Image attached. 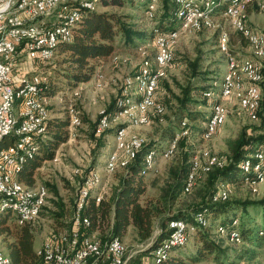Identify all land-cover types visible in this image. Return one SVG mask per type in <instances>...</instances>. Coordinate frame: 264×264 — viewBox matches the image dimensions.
<instances>
[{
  "label": "rangeland",
  "instance_id": "374dc122",
  "mask_svg": "<svg viewBox=\"0 0 264 264\" xmlns=\"http://www.w3.org/2000/svg\"><path fill=\"white\" fill-rule=\"evenodd\" d=\"M16 1L0 0V7L10 5L12 2L13 10L15 12ZM176 1L178 2L182 0H175V2ZM195 1L201 5L203 4L201 0V2L199 0ZM207 1L208 0H206V2ZM159 2V0H152L145 16L139 7L131 6L129 4H126L123 7H98V12H111L126 17V21L133 25L136 30L144 33L145 39L138 42V45L135 48L125 46L121 43L120 39H117V48L115 50L116 55L112 56L110 61L107 59L102 63L97 64L96 71L99 72L96 73L92 79L94 81V85L99 84L97 89H95L93 81L91 80L92 82H90V86L83 90L79 89V84L78 86L73 87L71 89L72 91L70 90L65 93H59L54 97L45 100V104L49 108L51 116L65 117V110L69 116V103L67 96L73 95V103L79 110L80 119L81 115H83L85 119L92 123L98 118V116L105 112L104 110L111 99L118 98L120 95L124 96L126 87V96L130 95L134 89L132 97H137V93L135 94V86L133 84L135 81L134 79L147 73L158 76L156 99L159 103H162L165 108V112L162 115L154 112L147 113L145 115L146 122L143 124L132 125L128 119L124 121L112 122L109 128L113 130L114 127L118 125H124L122 127H125V121H128L122 141L117 142L116 134L114 133L105 135V147L100 149L95 154L94 144L90 141L88 136L91 129H89L86 122L83 121L84 125L82 124L77 128L76 137L73 138L72 136L70 139L72 142L70 146L65 149L64 156L60 157V162L56 161L59 162L57 164L44 163L42 167L36 171V186L31 188H40L39 186L43 185L44 182L55 184L58 187L59 198L63 200L67 209V222L70 221L73 215L72 201H75L77 198L75 189L78 188V185L82 183L83 179L85 182L86 178L89 176H85L88 170H93V173L97 172L105 184V188L108 190V185H111V189L113 190L116 187L115 184L117 183V176L110 175L115 173L117 170L125 168L130 161H132L125 155L123 145L132 140L159 142L161 131L164 130L174 119V115L178 109L177 99L181 97V89L188 85V83L193 82L194 87H200L206 82V86H211L213 91L210 90L211 93L208 92L209 94H206L205 97L211 99L214 98V94L216 95L219 99V103L221 102L217 107L221 108L224 118V123L215 130H210L208 128V121L205 122L206 120L204 122H186L187 124L189 122L197 129V131L192 130V135H190L188 130V134L186 136L182 138L180 137L181 139L185 138L182 148H187L191 151V153L195 151L190 163L191 165L196 163V183L203 177L204 174L209 173L204 172L203 170H206V166L211 159H215V161L222 160L226 163L225 159L229 153V143L235 140L244 128L249 129L247 133L251 134L252 130L250 127L257 128L260 126V120L253 121L249 113L242 110L241 101L249 86L253 84L249 77L243 72V68L254 66L262 68L261 64L264 63V56L259 55L257 48L251 45L246 37L236 29L234 24L235 17L226 12V9L221 15L214 16L213 11L215 8L207 10L203 8V12L208 18H205L203 15L200 17L199 15L201 27L198 28L197 25L194 27L191 25L187 26L188 18L196 16L197 11H195L192 7H186L180 15L175 13L181 26L180 29L171 32H163L155 28L154 23L152 22L156 11L160 9ZM225 2L226 0H222L220 4ZM194 3L193 6L195 5ZM64 5L59 6L51 14V16L56 15V18L59 20V24L65 15H68L73 11L64 10ZM226 8H230L232 11H237V16L244 24L246 30L257 33L264 40V0H232L231 4L227 5ZM192 19L193 21H199L197 18ZM51 20L53 21V19ZM8 21L11 22V20ZM59 24L50 27V29L57 27ZM32 26H34L37 30L41 29L39 24H34ZM172 33H175L178 36L174 46V61L169 67L160 68L156 59L158 53L157 39L158 37H165ZM223 36L228 37L230 48L227 44H223ZM224 46L227 49V54L223 52L222 48ZM22 54L23 53L18 54V59L25 60V54L23 57ZM229 55L235 58V68L231 72L229 69ZM195 59H200L198 72L201 74H207L203 77L205 82L198 80L193 81L191 71L187 67V61L190 62ZM59 60L60 56L55 53L51 60L42 61V67H40V58L33 57L32 67H35V70L33 72L24 73L23 79L25 80H23L21 86L31 82L32 80L30 79L33 75L44 76L45 73L46 75H50V77L54 78L57 75L55 71L59 68ZM229 73L232 76V80L234 79V83L228 90V93L225 94L223 91V85L225 83L224 79ZM98 76L99 81L95 84V79H98ZM238 77H240V81L237 83ZM12 78L14 81H18V74L16 71H12ZM263 79L264 77L262 78V81ZM129 81L132 83L130 86L127 84ZM260 84L259 88L262 91V100L264 101V84ZM76 92H80V94L75 96ZM63 102H65L66 107H61L59 105H64ZM17 109L18 104L15 106V110ZM197 111L205 113L206 116L210 113L212 116L214 108L211 110H205L204 108L199 107ZM262 113L264 117V112ZM180 132H183L182 123L178 124L177 133L179 134L171 140L168 146L164 149V152L162 149L166 146V142L161 143L157 148L158 155L155 152H151L153 154L149 153L147 155V157L154 154L156 155L153 158V162H148V167L151 170V173L146 176L148 192L146 191L145 196L142 198L143 201L152 200L159 207V213L154 218V235L157 234L160 222L163 218L174 214L189 204L198 202V199H200L205 192V183H199L192 192L191 190L188 192H191L189 195L181 194L179 201L174 206H170L168 208L167 204L161 201V191L165 188L169 180L168 170L179 164L183 156V152H180L172 160L171 158L176 152L173 155L166 156L174 140L181 135ZM117 150H121L122 153H116ZM112 156L116 159L115 170L112 173H108L106 171V163ZM257 156L262 157L257 158ZM254 158L264 163V154H258ZM250 169L251 165H247L245 171H249ZM254 171L257 174V178L254 181H249L246 184L243 183L231 188H227L226 185H220L219 197L217 198L221 201H225L227 197L229 198L230 196L233 200L240 201H259L264 199V173L261 171V165L257 164L254 167ZM101 186L92 191V195L94 197L99 195L100 191L96 192L95 190L101 188ZM52 197L54 196L49 192L47 208H45L41 217H39V219L35 222L36 244L39 243L37 234H39L40 231L48 233L53 226L59 231L66 229V227H61L55 224L49 214V211H51L54 207L51 203ZM249 215L251 218H254L253 220L256 221V223H258L259 228H264L263 214L259 215L258 213H254L252 211ZM233 217L240 220L242 218V214L235 213ZM10 221L12 222L13 219L11 218ZM195 221L202 227H208V225L211 224V228L209 230V235H211L213 228L214 230L217 228L216 224L219 220L216 219L211 222L206 216L204 217V215L198 214L195 217ZM180 222L183 224L177 223V226H175V224L172 223L170 225V228L176 227L181 231L180 241L182 243L176 245V247L182 245L185 246L187 244L184 249H182V254H180L181 258L178 260L179 264H181V262L184 264H264V245H241L242 242L238 243V241H236V235H239L240 238L239 232L235 230H228L226 228H218L215 233L216 238L224 240L225 244L229 243L237 247H227L226 249L228 250V254L223 260H215L213 256H206L195 261L194 257L196 250L200 247V243L197 240L198 234H194L196 230H194L192 225H189L184 221ZM182 228L183 231L181 230ZM50 236L51 234L48 239ZM46 241H44L43 244ZM121 241L126 248L128 264L131 259L141 251L142 244L136 240L133 228H129L127 230L126 234L121 238ZM41 249L42 246L40 250ZM0 251L8 257L1 238ZM157 255H159L157 258H162L161 256L163 255V252L158 251L153 253L154 258ZM153 257H144L142 262L151 264L153 263ZM166 259L167 258H163V260Z\"/></svg>",
  "mask_w": 264,
  "mask_h": 264
},
{
  "label": "trees",
  "instance_id": "16d2710c",
  "mask_svg": "<svg viewBox=\"0 0 264 264\" xmlns=\"http://www.w3.org/2000/svg\"><path fill=\"white\" fill-rule=\"evenodd\" d=\"M83 1L91 3L93 8L81 6L82 0L78 2L69 1L63 6L64 10H78L80 19L71 28L73 38L65 42H60L57 46L56 54L60 56L58 62L59 68L55 71L57 75L53 78L44 73V76L33 75L30 79L33 80L35 77H41L46 80V82L41 85V96L44 97V100L54 97L59 93L70 91L79 84L91 81L96 73L99 72L96 71L97 64L107 59L110 61V58L116 55L117 39H120L121 43L125 46L134 48L138 45V42L145 39L144 33L136 30L133 25L126 21V17L111 12H98L97 8H106L108 6L123 7L129 4L139 7L145 16L152 0ZM159 1L160 9L156 11L152 19L155 28L163 32L179 30L181 26L175 13H179L180 6L176 4L175 0ZM215 1L216 6L214 7L213 15L219 16L224 12L227 5L231 4L232 0H226L223 4L218 3V0ZM51 19H53V21ZM57 24H59V20L56 18V15L49 17V27L56 26ZM39 25L41 26V24ZM199 61L200 59H195L190 62L187 61V67L191 71L193 81L198 80L205 82L203 77L207 74L198 72ZM261 66L262 77H264V63L261 64ZM205 83L200 87H194L192 82L183 87L181 89V97L177 99L178 109L174 115V119L161 131L160 141L157 143L155 141H143L142 149L138 152L136 157L132 159L125 168L117 170L110 175L117 176L116 187L112 190L111 185H108V190L100 202H97V198L92 194L87 198L84 206L79 212L82 225L78 227V233L81 239L94 237L101 243L110 242V240L116 237L121 240L127 230L133 228L136 240L142 244V248L128 264H142V259L144 257H153L154 252L165 247V242L170 240L175 231L174 228H170V225L175 221H184L192 225L194 230H196L194 234H198L197 240L200 243V247L196 250L194 257L195 261L206 256H213L215 260H223L228 254L227 247H237L229 243L225 244L222 239H217L215 233L218 228H226L239 232L242 242L241 245H264V228H259L258 223L249 215L252 211L259 215H264V199L259 201H240L233 200L230 196L229 198L227 197L225 201H221L217 198L219 197L220 185H226L227 188H231L256 180L257 174L254 171V167L257 164L261 165V171L264 173V163L254 158L258 154H264V117L262 113L264 112V101L262 99L257 113V120H260V126L257 128L250 127L252 130L251 134L247 133L249 129L244 128L238 137L229 143V153L225 159L226 163L222 161L224 163L222 167L212 168L209 173L204 174L196 183L195 187L199 183H205L206 186L204 189L205 192L202 197L198 199V202L189 204L174 214L163 218L160 222L157 234L154 235V218L159 213V207L152 200L143 201L142 199L147 191L146 176L151 173L148 167L149 161L147 160V155L151 152L157 154L159 145L166 142V146L162 149L164 152V149L171 140L179 134L177 133L178 124L184 121L204 122L206 120L205 122H207L209 120L211 116L210 113L206 116L205 113L197 111V109L202 107L205 110H211L217 107L221 102L219 103V99L214 93V98L209 99L205 97V95L211 93L210 90H212L211 86H206ZM262 84H264V79L260 85ZM124 98L123 95H120L118 98H113L106 106L104 116L109 121H113L117 113L122 110ZM63 104L64 105H59L61 107H66L65 102H63ZM48 111L50 112L49 108ZM65 113V117H54L50 115L49 119L46 121L47 130L45 135L35 138L34 144L37 150L32 157H25V161L20 165V169L16 175L17 181L24 186L30 188L35 187L36 171L41 168L44 163L53 161L56 158V152L60 146L70 140L68 139L69 130L71 129L70 118L66 110ZM102 118L103 116L100 115L91 123L81 115L82 124L84 125V122H86L89 129H91L88 136L90 141L94 144V154L105 147V135L111 133L117 134L118 131L123 128L122 126H124L118 125L114 127L113 130L107 128L98 134L97 131L100 124L98 122L99 119L101 121ZM189 122L187 128L189 129L190 135H192V130L197 131V129ZM15 138L14 135L5 137L0 141V149L13 146L16 142ZM184 139H180L177 151L171 158L172 160L180 152H183L182 159L179 164L168 170L169 180L165 188L161 191V201L166 203L168 208L177 204L181 194L189 195L195 188L194 187L188 194L184 193L185 181L191 167V158L195 152L191 153L187 148H182ZM153 161L154 159L152 162ZM246 163L251 165L249 171H245L246 168H244V166ZM91 172H93V170H88L85 176H88ZM43 186L48 190V196L49 192L54 196L51 199V203L54 207L49 211L52 220L55 224L66 227V229L59 231L53 226L50 230V234L70 233L73 227V217L75 215L77 198L75 201H72L73 215L70 221L67 222V209L63 200L59 198L58 187L49 182H44ZM75 190L77 197L78 188ZM2 200L3 198L0 196V204ZM45 208H47V204L42 208L39 217H41ZM235 213L242 214V218L239 220L233 217ZM198 214H202L204 217L206 216L211 222L216 219L219 220L216 224L217 228L215 230L213 228L211 231L212 236L209 235L211 224H209L208 227H202L195 221V217ZM11 218L13 219L12 222L10 221ZM84 219H88L89 226L83 225L82 222ZM35 226V222H20L11 211L7 209L2 210L0 207V238L2 239L6 255L9 257L11 264L38 263L40 258L36 257L38 256V251H36L34 247L36 236ZM185 246L166 247L165 256L157 259L153 257V263L151 264H179L178 260L181 258L180 254H182V249H184ZM163 258L167 259L163 260ZM97 264L109 263L103 260L97 262ZM181 264L184 263L181 262Z\"/></svg>",
  "mask_w": 264,
  "mask_h": 264
},
{
  "label": "bare ground",
  "instance_id": "6f19581e",
  "mask_svg": "<svg viewBox=\"0 0 264 264\" xmlns=\"http://www.w3.org/2000/svg\"><path fill=\"white\" fill-rule=\"evenodd\" d=\"M28 0H17L15 4V12H20L21 11V3H26ZM203 4L197 3L195 0H182V1H176L177 4L180 6L179 8V13L180 15L184 8H190L192 7L196 13L198 14V17H202V15L205 18L206 15L203 12L204 9H213L216 6V1L215 0H201ZM200 1V2H201ZM222 0H218V3H220ZM195 2V3H194ZM193 3L195 4L193 6ZM67 3L64 2H57L53 12L55 9H57L59 6L64 5ZM83 7L89 6V8H93V5L87 1L82 0V5ZM208 6V7H206ZM9 5L0 7V8H7ZM92 10V9H91ZM94 10V9H93ZM199 10V11H198ZM12 11L13 10V3H12ZM226 12H228L230 15L235 17L234 24L236 29L242 33L243 36L246 37V39L253 45L254 47L257 48V52L259 55L264 56V40L260 35L254 32H249L246 30L244 24L239 20L237 16V11H232L226 8ZM52 14V13H51ZM50 14V16H51ZM192 18H197V17H191L188 18V25H191L192 27L198 26V28L201 27L200 23V18L198 19L199 21H193ZM80 19V13L77 11H72V13L65 15L62 19L60 24L57 27H54L50 29L49 27V34L50 35H57V39L54 40L51 43L50 47V42L49 41H42L41 43V52H48V59H42V61H49L51 60L57 50V46L60 42H65L73 38V32H72V27L73 25L79 21ZM68 21L70 22V25H68ZM34 25V24H32ZM2 27L3 28H12V21L9 22L8 20H2ZM32 31H41V29H35L34 26H32ZM15 34H18V41H27L28 40V33H23V25H16L15 26ZM6 36H12V29H5V34H0V42H5L6 41ZM226 37V36H224ZM163 39V42L159 45V42L157 43L158 45V53H157V64L160 68H167L169 67L174 59V46L177 41L178 36L175 33L168 34L165 37H160ZM228 39V37H226ZM223 52L226 53L227 49L224 46ZM227 54V53H226ZM228 58L230 59V72L235 68V63H234V57L229 55ZM33 59V57H32ZM17 60H18V53H17ZM243 72L249 77V79L253 82L252 85L249 86L245 96L243 97L241 101V108L243 111L249 113L251 119L253 121L257 120V113L258 109L260 108V102L262 99V91L259 88V84L262 83V73H261V68L260 67H244ZM158 76L152 75V74H147L145 73L143 76H138L134 80V86H135V94L137 93V97H132V94H134V89L133 92L130 95H125L124 91V100H123V108L120 110L119 113H117L116 117L113 119V121H109L104 115L105 112L102 113L103 118L100 121L99 128H98V134L101 133L103 130L109 128L110 124L112 122H117V121H124L128 119L132 125H139L143 124L146 122L145 115L149 112H154L156 114H164L165 108L162 105V103H159L156 99V93L158 89ZM228 78H232L231 74H227L224 79V85H223V91L225 94L228 93V90L230 87H232L234 83L233 80H228ZM8 79L10 81H14L12 78V71H8ZM240 81V77L237 78V83ZM46 82L45 79L41 77H35L31 82L21 86V84L17 85L15 89H11L8 92L7 96V107L5 111V122L8 125V130L7 133H2L0 134V141L3 140L5 137L14 135L16 138V142L13 146H10L8 148H3L0 149V157L5 153V152H15L14 153V166H9V173H13L11 177V192L15 194H21L22 199H7L6 197V191H4V188L0 186V196L3 198L0 207L3 205H6L5 208L14 214L17 219L20 222H27V223H34L36 222L37 219H39L40 213L42 211V208L47 204V199H48V193L45 188H43V197L41 199V192L40 188L34 189V188H27L24 186L22 183L17 181L16 175L20 169V165L25 161V157L28 156L32 157V155L35 153L37 148L35 147V138L44 136L46 133V121L50 117V113L48 111V108L45 104L44 97L41 96V85ZM155 83V86H152L151 84ZM127 84L130 86L132 83L131 81L127 82ZM98 85H95L97 88ZM239 87V86H238ZM36 91L34 98H33V106L37 108L41 112V123H40V129L38 130L37 134L35 137H32L31 139L25 141V145L23 146L22 150L21 149V142L23 141V133L25 131V122L24 118L22 117V107L27 104L30 98V94L32 92ZM78 95V92L75 93V96ZM147 95H152V100L144 101ZM17 102V103H16ZM18 104V109L15 110V106ZM69 116H71L70 119V124H71V129L74 130V123H76V130L79 126L82 125V121L79 116L78 111H73V108H69ZM39 121V113H32L30 115V122H38ZM224 123V118L222 115V111L220 107H215L212 116H210L207 126L210 130H215L217 127L221 126ZM128 125V121H127ZM187 123L186 121L182 122V130L184 133V136L188 134V128L186 131ZM127 128V126H126ZM125 133V128H121L118 133L116 134V141L121 142ZM73 138L76 137V132L72 134ZM179 137L174 140L170 150L167 152L166 156L173 155L178 147L179 143ZM143 146V141L141 140H132L127 144L123 145V150L125 155L127 156L128 159L132 160L136 157L138 152L142 149ZM116 153H122L116 152ZM153 154V153H151ZM156 155H150L147 157L149 163L152 162L153 158ZM262 157V156H257V158ZM115 157L112 156L108 159L106 163V171L108 173H112L115 170ZM196 164V163H195ZM191 165L189 174L187 176V180L185 183L184 187V192L188 193L190 190H192L195 185V172L197 170V167L195 168L196 165ZM224 163L222 160H216L211 159L208 162V165L206 166V170L204 169V172H210L212 168L214 167H222ZM247 165H250L249 163H246L244 168H246ZM191 182V186L189 187V183ZM103 183L102 179L98 175L97 172L95 173H90L89 176L86 178L85 182L83 179V184L88 185L86 186L85 189V202L87 198L92 194V191L101 186ZM33 199H41L38 200L37 206H35L34 213L32 214L31 217H22V212L20 209H29L32 207V200ZM97 202H100L98 199L97 195ZM84 205H82L83 207ZM83 225L89 226V221L88 219H84L82 222ZM177 223H181L180 221H176L175 226H177ZM174 227V226H173ZM175 231L172 234L170 240L165 242V247L160 248L158 251L163 252V255L161 257H164L166 254V247L168 246H173L176 247V245L181 244L182 242L180 241V234L181 231L178 230L176 227L174 228ZM183 231V228H182ZM175 234V236H174ZM234 234V233H231ZM53 239V238H52ZM236 241L238 243L241 242V239L239 238V235H236ZM81 240H86V242H94V238H84ZM114 242H119L122 245L119 246V254L121 255H126V248L123 244V242L119 238H113L110 240V242L107 243H114ZM49 241L45 242L44 244H48ZM42 250V249H41ZM41 250L38 251V255L41 253ZM158 257V256H157ZM0 259L2 264H11V261L8 257H6L1 251H0ZM37 264H41V258L39 259ZM111 264H120V262H111Z\"/></svg>",
  "mask_w": 264,
  "mask_h": 264
},
{
  "label": "built area",
  "instance_id": "2783aa9c",
  "mask_svg": "<svg viewBox=\"0 0 264 264\" xmlns=\"http://www.w3.org/2000/svg\"><path fill=\"white\" fill-rule=\"evenodd\" d=\"M16 1V0H14ZM69 1L78 2L79 0H28L26 3H21V11H12V2L7 8H0V34H5V29H12V36H6L5 42H0V134L7 133L8 125L5 122V111L7 107V96L11 89H15L17 85L23 83L25 72H33L35 67H32V57L40 58V67H42V59H48V52H41L42 41H49L51 43L57 39V35L49 34V16L53 13V9L57 2L68 3ZM86 8H89L87 6ZM199 19L198 14L196 16ZM2 20H11L12 28H3ZM32 24H41V31H32ZM70 25V22L67 23ZM23 25V33H28L27 41H18V34H15V26ZM159 45L163 39L158 37ZM223 44L229 46V40L223 36ZM230 48V46H229ZM17 53H25V60H17ZM8 71H16L18 74V81H10L8 79ZM232 80V78H228ZM155 86V83L151 84ZM95 87V85H94ZM36 91L30 94L29 101L22 107V117L25 122V131L23 133V141L21 142V149L25 145V141L35 137L40 129L41 112L33 106V98ZM80 94V92H78ZM69 108L73 111H79L73 103V95L67 96ZM152 100V95H147L144 101ZM32 113H39L38 122H30V115ZM71 119V116H69ZM100 123V119L99 122ZM127 121H125V127ZM123 127V129L125 128ZM187 131V127H186ZM76 132V123H74V130H69V138ZM184 133H181V138ZM179 138L178 140H180ZM16 152V151H15ZM5 152L0 157V186L6 191L7 199H22L21 194L11 192V177L13 173H9V166H14V153ZM116 152H120L117 150ZM131 162V161H130ZM83 181L78 186V194L76 200V210L73 217V227L70 233H58L55 237L49 240L48 244L42 245L41 253L36 256L41 258V264H97L99 261L120 262V264H127L126 255L119 254V242L101 243L94 238V242H86L81 240L78 233V227L81 224V217L79 215L82 205L85 204V189ZM191 182L189 183V187ZM41 199L43 197V185H40ZM103 197L102 191L98 195V199ZM33 199L32 207L29 209H20L22 217H31L34 213L35 206L38 200ZM6 205L1 206L5 208ZM182 230V229H181ZM175 236V234H174ZM159 256V255H157ZM157 256L155 259H157ZM0 264L1 259H0ZM146 264V262H142Z\"/></svg>",
  "mask_w": 264,
  "mask_h": 264
},
{
  "label": "crops",
  "instance_id": "0c3cea01",
  "mask_svg": "<svg viewBox=\"0 0 264 264\" xmlns=\"http://www.w3.org/2000/svg\"><path fill=\"white\" fill-rule=\"evenodd\" d=\"M25 53H23L22 54V57H23V55H24ZM18 60H20V59H18ZM41 72V71H40ZM100 76V75H99ZM99 76H98V79L96 78L95 79V84L99 81ZM23 80H25V79H23ZM27 80V79H26ZM93 81V80H92ZM92 81H89L88 83H83V84H80L79 85V89H85V88H87L88 86H90V82H92ZM93 85H94V81H93ZM95 89H97L96 87H95ZM71 142H72V140H69V141H67V143H65V144H63V145H61L60 146V148L57 150V152H56V158L53 160V161H49V162H46V163H52V164H57V163H59L60 161H59V159H60V157L62 156H64V152H65V149L67 148V147H69L70 146V144H71ZM56 161H59V162H56ZM148 187V186H147ZM96 192L97 191H100L99 192V194L101 193V191H102V195L104 196L105 194H106V192H107V188H105V184L104 183H102V186H101V188H99V189H97V190H95ZM147 192H148V190H147ZM94 195H97V194H94ZM49 234H50V232H48V233H45V232H39V234H37V238H38V241H39V243L38 244H36L35 242H34V247H35V250L36 251H40V248H41V246L43 245V242L44 241H48V240H51L52 238H54L55 237V235H51L50 236V238L48 239V237H49ZM46 241V242H47Z\"/></svg>",
  "mask_w": 264,
  "mask_h": 264
}]
</instances>
